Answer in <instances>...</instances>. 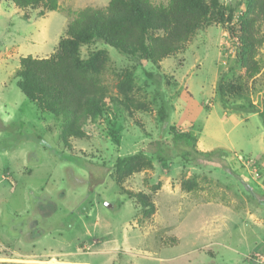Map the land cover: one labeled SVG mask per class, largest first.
<instances>
[{
    "label": "rangeland",
    "instance_id": "rangeland-1",
    "mask_svg": "<svg viewBox=\"0 0 264 264\" xmlns=\"http://www.w3.org/2000/svg\"><path fill=\"white\" fill-rule=\"evenodd\" d=\"M219 1L235 9L237 24L247 0ZM109 2L61 0L60 9L44 17L39 9L1 2L0 143L7 149L0 150V264H264L256 257L264 255V46L261 73L249 81L236 59V40L219 22L160 69L102 42L83 46V59L107 52L103 82L109 97L123 100L118 84L130 71L133 96L143 107L130 116L108 99L101 117L81 123L84 137L70 139V147L62 141L64 120L17 87L22 57L49 58L78 11ZM220 81L246 84L245 98L259 113L237 110L240 98L223 104ZM162 101L173 106L163 125ZM172 126L197 137L195 150L224 148L215 145L220 142L229 152L211 164L183 158L194 150L174 143ZM156 141L169 161L155 159ZM137 153L152 167L119 185L116 160ZM187 184L196 189L187 191ZM129 192L145 194L154 213Z\"/></svg>",
    "mask_w": 264,
    "mask_h": 264
},
{
    "label": "trees",
    "instance_id": "trees-1",
    "mask_svg": "<svg viewBox=\"0 0 264 264\" xmlns=\"http://www.w3.org/2000/svg\"><path fill=\"white\" fill-rule=\"evenodd\" d=\"M2 1L7 0H0ZM21 11L39 9L38 16L60 9L61 0H8ZM24 17L28 18L27 15ZM235 9H227L219 0H169L166 5L155 4L153 0H110L105 8H85L77 12L67 26L66 35L60 39L56 52L49 58L38 59L33 56L22 57L20 67L15 71L17 87L23 95L45 112L62 118L66 124L62 133L63 143L70 147L69 140L83 138L81 123L86 119L101 117L108 99L116 108H122L130 116L133 111L141 110L143 105L133 96V73L127 71L125 78L118 84L123 96L120 101L109 97V88L103 82V73L108 62L107 52L98 50L87 59L81 57V48L102 42L114 48L118 53L137 62H150L160 69L161 63L176 56L183 50L198 32L206 30L213 23L225 25L230 36L236 40V59L245 70V79L254 80L262 70L258 58L260 48L264 46V0H247L246 8L234 24ZM153 78V74H148ZM246 84L222 83L217 86L220 101L227 105L229 97L244 102L236 106L237 110L259 113L248 98H245ZM173 106L161 103L158 118L167 124ZM234 109V107H232ZM263 123L264 114L261 113ZM139 126L140 123L137 122ZM175 144H184L194 150L182 153L183 158L201 159L206 163H215L214 156L223 157L229 152L217 148L212 152L195 150L198 139L189 132L179 133L170 127ZM23 140L28 137L22 135ZM41 140V139H39ZM22 141L17 140L20 144ZM155 159L169 161L162 141L155 143ZM7 149L0 143V150ZM196 151V152H195ZM152 167V161L142 153L118 158L115 162L116 181L120 185L134 173ZM193 184H187L186 190H195ZM129 195L145 208L148 214L154 213V204L143 194ZM145 212V213H146Z\"/></svg>",
    "mask_w": 264,
    "mask_h": 264
},
{
    "label": "built area",
    "instance_id": "built-area-1",
    "mask_svg": "<svg viewBox=\"0 0 264 264\" xmlns=\"http://www.w3.org/2000/svg\"><path fill=\"white\" fill-rule=\"evenodd\" d=\"M256 257L260 263H264V255L257 254Z\"/></svg>",
    "mask_w": 264,
    "mask_h": 264
},
{
    "label": "crops",
    "instance_id": "crops-1",
    "mask_svg": "<svg viewBox=\"0 0 264 264\" xmlns=\"http://www.w3.org/2000/svg\"><path fill=\"white\" fill-rule=\"evenodd\" d=\"M0 5H1V3H0ZM212 119V118H211ZM205 133V135H206V131L204 132ZM215 145H218L217 147H219V146H221V147H223L222 145H224L225 147H230L228 144H224V143H217V144H215ZM224 147V148H225Z\"/></svg>",
    "mask_w": 264,
    "mask_h": 264
},
{
    "label": "water",
    "instance_id": "water-1",
    "mask_svg": "<svg viewBox=\"0 0 264 264\" xmlns=\"http://www.w3.org/2000/svg\"><path fill=\"white\" fill-rule=\"evenodd\" d=\"M106 206L109 207V208H112V205L109 204V203H106Z\"/></svg>",
    "mask_w": 264,
    "mask_h": 264
}]
</instances>
